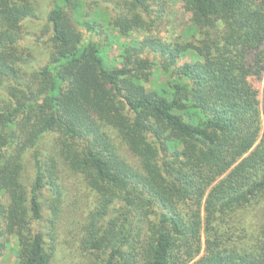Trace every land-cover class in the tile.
Listing matches in <instances>:
<instances>
[{
    "label": "trees",
    "instance_id": "trees-1",
    "mask_svg": "<svg viewBox=\"0 0 264 264\" xmlns=\"http://www.w3.org/2000/svg\"><path fill=\"white\" fill-rule=\"evenodd\" d=\"M183 1L174 41L121 44L115 64L83 33L153 32L168 1L53 0L48 62L28 72L39 5L0 0V264L13 238L18 264H52L64 167L98 195L82 236L94 264H264V214L249 242L218 230L264 199V0Z\"/></svg>",
    "mask_w": 264,
    "mask_h": 264
},
{
    "label": "rangeland",
    "instance_id": "rangeland-1",
    "mask_svg": "<svg viewBox=\"0 0 264 264\" xmlns=\"http://www.w3.org/2000/svg\"><path fill=\"white\" fill-rule=\"evenodd\" d=\"M37 9L39 18L36 22H30L25 26L27 38L24 40L27 47V53L31 52L35 61L29 65L26 70L31 72L40 65L48 62L50 51V27L48 29L47 15L51 8L53 0H33ZM168 8L165 20L161 23L157 30L147 32L144 30H136L127 37H120L117 31H114L107 23H103L104 35L90 36L84 32V37L88 40L90 37L100 41L103 45L108 44L106 57L110 63L120 64L122 61L121 44L132 43L141 40L148 34L157 35L165 40L174 41L182 32L184 27L190 22L191 13L184 7L183 0H167ZM101 10L100 8H98ZM106 9V8H105ZM103 8L104 16L109 17V12ZM102 11V10H101ZM92 18V17H90ZM25 34V36H26ZM116 35L118 37H111ZM45 40L48 43H41L37 39ZM200 56L193 50H189L181 58V62H189L198 59ZM255 83V82H254ZM257 87L261 90L264 88V79L258 81ZM115 141L120 146L123 154L133 163L136 158L123 144L121 138L113 135ZM62 183L64 185L65 198L62 205V211L57 221V253L52 264H94L93 258L82 249V236L85 232V226L92 210L97 206L98 195L86 183L82 174L72 172L68 168L63 169ZM34 166L31 156L28 157L26 177L32 179L34 176ZM30 179V180H31ZM264 214V199L255 205L242 208L229 216H231L224 225H220L218 230L220 233L228 232L227 238L232 237L233 240H241L249 242L254 233L255 225ZM47 215V214H46ZM203 216L205 210L203 209ZM223 224V223H220ZM205 231L202 230L203 251L205 248ZM10 249L2 258L1 264H18V258L15 249L18 247V239L13 238L9 244Z\"/></svg>",
    "mask_w": 264,
    "mask_h": 264
}]
</instances>
